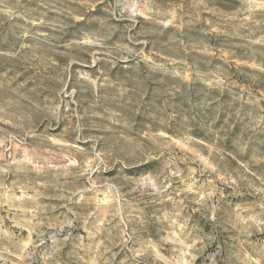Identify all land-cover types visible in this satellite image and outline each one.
Listing matches in <instances>:
<instances>
[{
    "label": "rangeland",
    "instance_id": "rangeland-1",
    "mask_svg": "<svg viewBox=\"0 0 264 264\" xmlns=\"http://www.w3.org/2000/svg\"><path fill=\"white\" fill-rule=\"evenodd\" d=\"M0 264H264V0H0Z\"/></svg>",
    "mask_w": 264,
    "mask_h": 264
}]
</instances>
